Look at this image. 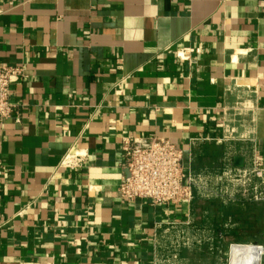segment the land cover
<instances>
[{"label": "crops", "instance_id": "0c3cea01", "mask_svg": "<svg viewBox=\"0 0 264 264\" xmlns=\"http://www.w3.org/2000/svg\"><path fill=\"white\" fill-rule=\"evenodd\" d=\"M1 66L25 77L0 125V264H153L156 224L207 228L197 196L121 198L125 138L166 139L212 179L264 158V0H0Z\"/></svg>", "mask_w": 264, "mask_h": 264}, {"label": "built area", "instance_id": "2783aa9c", "mask_svg": "<svg viewBox=\"0 0 264 264\" xmlns=\"http://www.w3.org/2000/svg\"><path fill=\"white\" fill-rule=\"evenodd\" d=\"M197 53L200 51L184 49L177 53V58L190 61ZM24 77L22 67H0V125L18 115V105L12 97V86L16 79ZM123 153L127 175L122 179L119 193L125 200L149 201L154 207L184 204L191 208L196 191L199 190L200 193L201 189L207 190L211 182L209 180H212L196 174L192 155L187 156L183 149L166 139L125 138ZM86 158V154L76 151L66 156L62 165L77 169L82 167ZM226 169L224 176L227 178L254 182L255 190L264 191V158L258 154L254 155L248 168L239 169L227 165ZM232 223V218H229L224 227L226 231L232 228ZM154 230L153 264H186L182 258L184 248H199L207 243L211 250L217 249L213 233L219 242L223 241L215 228H202L191 216L182 222L158 223ZM257 241L251 245L260 253L259 264H264V244ZM234 245L249 244H232L231 250Z\"/></svg>", "mask_w": 264, "mask_h": 264}, {"label": "rangeland", "instance_id": "374dc122", "mask_svg": "<svg viewBox=\"0 0 264 264\" xmlns=\"http://www.w3.org/2000/svg\"><path fill=\"white\" fill-rule=\"evenodd\" d=\"M210 170L215 171H212L213 174H207L217 175L219 180L213 177L214 179L209 180L211 182L207 190L201 189L200 193L199 190L196 191L199 221L207 225L210 230L212 227L210 228L209 225L225 224L229 218H232V228L227 229L228 237L221 242L213 233L218 247L215 250H211L207 243L199 248H184L182 258L186 264H230L231 245L238 244L237 237H242L241 244L251 245L256 240L249 238L245 232L250 226L258 228L264 225V191L255 190L254 182L224 176L227 171L224 164L212 168L207 166L205 172ZM237 231L238 236L234 234ZM260 240L257 242L264 244V238Z\"/></svg>", "mask_w": 264, "mask_h": 264}, {"label": "bare ground", "instance_id": "6f19581e", "mask_svg": "<svg viewBox=\"0 0 264 264\" xmlns=\"http://www.w3.org/2000/svg\"><path fill=\"white\" fill-rule=\"evenodd\" d=\"M260 253L254 245H234L231 250V264H259Z\"/></svg>", "mask_w": 264, "mask_h": 264}, {"label": "trees", "instance_id": "16d2710c", "mask_svg": "<svg viewBox=\"0 0 264 264\" xmlns=\"http://www.w3.org/2000/svg\"><path fill=\"white\" fill-rule=\"evenodd\" d=\"M215 230L220 234L223 241L226 240V238L228 237V231H226L223 226L219 227L218 229L216 228ZM245 233L249 235L248 236L249 238L255 239L256 241L257 240L259 241L260 239L264 238V227L263 228L262 227L257 228L255 226H250L247 229V232H245ZM234 234H236V236H238L239 232L237 231ZM236 240H237L238 244L243 243V242H241L242 241L241 236H238Z\"/></svg>", "mask_w": 264, "mask_h": 264}, {"label": "water", "instance_id": "95a60500", "mask_svg": "<svg viewBox=\"0 0 264 264\" xmlns=\"http://www.w3.org/2000/svg\"><path fill=\"white\" fill-rule=\"evenodd\" d=\"M236 168H243L244 167V160L241 158L236 159L235 161Z\"/></svg>", "mask_w": 264, "mask_h": 264}]
</instances>
